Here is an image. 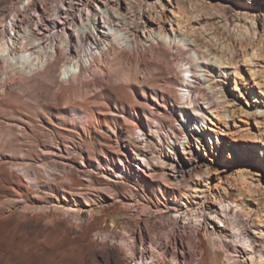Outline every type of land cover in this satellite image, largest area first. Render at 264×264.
<instances>
[{"label": "rangeland", "instance_id": "rangeland-1", "mask_svg": "<svg viewBox=\"0 0 264 264\" xmlns=\"http://www.w3.org/2000/svg\"><path fill=\"white\" fill-rule=\"evenodd\" d=\"M60 1L63 0H30L27 5V0H0V39L1 24L9 22L12 14L16 25L35 33L51 31L52 21H58L55 13L59 8L69 9L68 18L78 22V1L65 0L64 6ZM152 1L157 6L167 3ZM208 1L212 5L203 14L215 15L216 23L220 22V15L231 20L243 19L244 15L253 18L255 40L261 39L264 48V0ZM180 7L181 11H191L188 0H182ZM133 11H138L136 5ZM155 48L157 51L153 52L143 50L141 68L144 70L146 63L157 58L169 65L166 75L178 80L179 70L171 56L175 50ZM110 56L109 65H101V71H91L90 77L71 90H65L60 83L61 57L44 71L31 75L9 74L4 79L0 69V264H140L142 258L151 261L149 253L142 254V246L150 249L153 244L161 250L152 226L166 220L169 213L161 219L153 211L157 206L172 211L174 201L170 196L184 189L182 185L166 183L151 160L150 167L155 171L134 159L133 153L143 156V150L148 151L145 138L151 136L142 125L146 124L148 112L145 104L152 103V89L131 82V59L122 63L114 53ZM241 68L242 80L237 89L232 76L226 93L233 104L234 121L243 124L248 136H235L232 141L229 136L220 135L219 149L212 154L216 159L226 157L243 163L242 169L249 178L247 200L256 205L264 221V97L259 96V88L247 68ZM258 68H264V60ZM167 90L168 103L160 108V112L170 116L160 119L164 129L160 131L162 151L175 145L176 137L168 127L177 126L182 120L173 108L178 104L179 88L170 85ZM72 110L84 111L91 118L87 125L82 127L74 121ZM109 110L118 115L111 116ZM259 110L255 123L252 118ZM135 125L142 132H135ZM108 127L114 132H108ZM143 132L145 136H141ZM204 138L210 147L209 138ZM230 142L235 145L234 153L227 151ZM246 143L248 149L243 147ZM237 145L241 147L236 148ZM196 153L197 160H205L201 146ZM205 161L210 163L213 183L239 186L241 172L237 167L221 173L215 170L220 162L207 158ZM119 170L125 172L124 180L116 174ZM188 178L186 173L181 182ZM160 202L170 205L165 208ZM121 228L135 237L133 253ZM138 230L143 231L142 240ZM187 233L192 235L189 230ZM170 256L171 253L167 259Z\"/></svg>", "mask_w": 264, "mask_h": 264}, {"label": "bare ground", "instance_id": "bare-ground-1", "mask_svg": "<svg viewBox=\"0 0 264 264\" xmlns=\"http://www.w3.org/2000/svg\"><path fill=\"white\" fill-rule=\"evenodd\" d=\"M64 1H60L63 6ZM77 1L79 23L68 18L69 9L59 8L55 13L58 21H52L51 31L35 33L22 28L21 24L16 25L15 14L9 22L1 24L0 69L4 79L9 74L31 75L44 71L61 57L60 83L65 90H71L90 77L91 71H101V65H109L111 52L122 63L131 59V82L152 89L149 95L152 103L145 104L148 112L146 124L142 125L151 136L145 138L148 151L143 150V156L133 153L134 159L145 162L148 168L151 160L166 183L182 185L184 189L170 196L174 201L172 211H164L159 206L153 211L161 219L169 213L166 220L152 226L157 231L154 238L161 250L153 244L150 249L142 246V254L149 253L151 261L148 263L147 258H142L140 264H264V221L256 205L247 200L249 178L242 169L243 163L226 160V157L216 159L212 154L219 149L220 135H227L232 141L235 136H248L243 124L234 121L233 104L226 93L228 80L233 76L234 89H237V83L242 80L241 67H245L259 88V96L264 97V68H258L264 60V48L261 39L255 40L253 18L244 15L243 19L231 20L220 15V22L216 23L215 15L203 14L212 5L208 0H188L190 12L181 11L182 0H166L167 3L159 6L152 0ZM134 5L137 12L133 11ZM155 46L175 50L171 56L179 70L178 80L166 75L169 65L157 58L146 63L144 70L141 68L143 50L153 52ZM170 85L179 88L178 104L173 108L182 120L177 126L168 127L176 137L175 145L162 151L160 131L164 129L160 119L169 115L160 112V108L168 103ZM109 111L111 116L118 115ZM83 112L72 110L70 115L82 127L91 119ZM258 112L252 118L255 123L256 116L261 114L260 110ZM130 118L134 119V114ZM135 126V132H142ZM107 131L114 132L110 127ZM141 136H145L144 132ZM206 136L210 147L204 143ZM166 138L169 140L170 136ZM200 146L207 160L220 162V166H215L218 172L238 168L241 172L238 187L212 182L210 163L206 158L197 160L195 157ZM228 146L227 151H236L234 143ZM243 147L248 149V143ZM237 150L244 155V151ZM186 173L188 180L181 182ZM116 174L124 180L123 170ZM163 199L166 201L165 197ZM117 202L124 205L120 198ZM160 204L165 206L164 202ZM169 205L167 203L165 208ZM149 213L152 214V209ZM144 229L148 228L144 225ZM142 232L138 230L141 240ZM121 233L130 241L129 250L133 253L134 235H129L124 228ZM169 253L171 256L167 259Z\"/></svg>", "mask_w": 264, "mask_h": 264}]
</instances>
